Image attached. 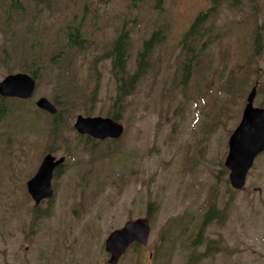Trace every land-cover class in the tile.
I'll return each mask as SVG.
<instances>
[{"label": "rangeland", "instance_id": "374dc122", "mask_svg": "<svg viewBox=\"0 0 264 264\" xmlns=\"http://www.w3.org/2000/svg\"><path fill=\"white\" fill-rule=\"evenodd\" d=\"M206 1L28 0L18 8L0 0V81L9 66L11 74L42 66L34 96L13 99L11 107L36 113L27 120L50 132L53 118L36 101H63L67 81L81 98L56 105L60 136L45 144L52 141V154L66 161L38 218L26 183L47 152L29 144H42V135L29 134L25 119L13 113L0 124V264H108L109 233L145 217L150 203L148 245L131 246L118 264H264V152L242 190L231 187L224 164L257 80L254 104L264 107V0L220 1L205 24L200 64L183 83L180 40ZM71 21L83 29L85 47L66 48L53 64ZM254 25L262 31L263 52L249 57ZM158 29L165 38L123 102L124 135L104 141L81 136L74 128L78 115L108 117L114 110L117 81L106 53L117 35L129 33L133 73L143 41ZM211 206L217 214L204 226L201 245L188 249Z\"/></svg>", "mask_w": 264, "mask_h": 264}, {"label": "water", "instance_id": "95a60500", "mask_svg": "<svg viewBox=\"0 0 264 264\" xmlns=\"http://www.w3.org/2000/svg\"><path fill=\"white\" fill-rule=\"evenodd\" d=\"M35 89V79L28 74L18 73L7 76L0 82V94L4 96L31 97ZM256 86L247 98L242 121L235 129L229 141V154L226 166L230 169L231 185L242 189L246 184V177L253 165L255 157L264 150V109L254 107ZM37 104L54 113L56 107L46 98H41ZM75 127L80 133L98 138H118L124 132V126L109 117H83L79 115ZM64 158L55 160L48 154L37 174L28 182V189L36 203L53 194L52 176L54 168L62 163ZM151 226L148 218H138L128 221L121 229L113 231L106 240V250L110 253V264H118L121 256L128 247L137 241L146 245L149 240Z\"/></svg>", "mask_w": 264, "mask_h": 264}, {"label": "trees", "instance_id": "16d2710c", "mask_svg": "<svg viewBox=\"0 0 264 264\" xmlns=\"http://www.w3.org/2000/svg\"><path fill=\"white\" fill-rule=\"evenodd\" d=\"M23 1L27 2L28 0H12V4L16 5L15 3H18L16 7L23 6ZM221 0H207L208 3L205 8H203L201 11L197 13V15L191 19L188 28L185 30L184 34L181 37V43L183 46V53H184V59L180 63V72L181 74H184V80L183 83H186L190 80V75L193 74V70H195V67H198L200 64V61L198 59V48L201 47V44L206 39L204 37L207 35V28L205 27V24L209 20V18L216 13V9L218 4ZM205 2V3H206ZM242 0H231L230 3L234 6H237L240 4ZM135 3V0L134 2ZM252 37H251V44H252V51L249 54V57L258 56L262 53L263 50V41H262V31L259 30V27L254 25L251 28ZM165 38V34L162 33V31L155 30L149 39H146L145 42H143L142 49L139 52L138 58H137V66L136 70L131 73L128 71V59H129V50L131 47L130 42V36L127 31H123L119 34L115 42L113 43V47L110 51L106 53V56L112 59V73L114 78L117 81V97L114 101V110L110 111L108 113L109 116L113 117L116 120H119L121 118L122 110H123V102L130 94L133 93L135 90L138 82L141 80V78L147 73L148 67L150 66V60L152 58L153 52L156 48V46L160 45L163 39ZM64 39L65 44L64 48L59 47L57 51L53 54L51 57V63L56 64L58 60H60V56L65 53V49L69 47H83L84 46V31L81 28L80 25L75 24L74 21H71L66 24L64 29ZM199 43L197 49L195 50V46ZM7 60L10 58L9 55H7ZM42 66H38L34 69H28L29 72L35 76L36 78H39L40 69ZM9 72L13 71L12 66L8 67ZM249 70H247L248 72ZM74 84L67 81L64 82L61 85V91L62 96L64 100H55L56 104L59 105L61 102L62 105H65L64 102L72 103L78 99H81L76 94V88L73 87ZM96 89V86L94 87V90ZM87 93L90 94V90L87 89ZM83 100V99H82ZM11 111V108L9 105L5 103V100L0 98V120L6 119ZM66 111V110H65ZM62 110H59L58 115L55 118V122L52 128V132H49L48 135H51L52 138L54 136L57 137L59 134L58 130V123L56 121L58 120V117L61 116ZM55 147L54 145H51L50 151H54ZM154 204L150 203L147 215L149 217L153 216L154 212ZM215 213V210L211 208L209 211H207L205 214L202 215L203 221L202 225L206 224L212 217V215ZM202 233V227L199 231H197L192 238L188 242V247L190 249H194L196 245L199 243Z\"/></svg>", "mask_w": 264, "mask_h": 264}, {"label": "flooded vegetation", "instance_id": "af4514ba", "mask_svg": "<svg viewBox=\"0 0 264 264\" xmlns=\"http://www.w3.org/2000/svg\"><path fill=\"white\" fill-rule=\"evenodd\" d=\"M31 153V152H30Z\"/></svg>", "mask_w": 264, "mask_h": 264}]
</instances>
